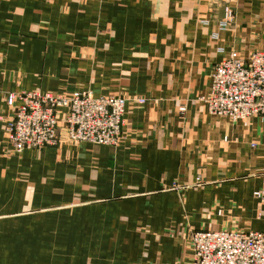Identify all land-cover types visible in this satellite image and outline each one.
<instances>
[{
	"label": "crops",
	"instance_id": "crops-1",
	"mask_svg": "<svg viewBox=\"0 0 264 264\" xmlns=\"http://www.w3.org/2000/svg\"><path fill=\"white\" fill-rule=\"evenodd\" d=\"M226 6L234 19L219 31ZM234 50H264V0H0V176L39 159L52 193L85 196L42 209L61 222L29 240L61 248L24 249L18 264H192L193 231L264 232V119L233 121L202 99ZM33 89L129 98L119 146L13 154L7 98Z\"/></svg>",
	"mask_w": 264,
	"mask_h": 264
},
{
	"label": "built area",
	"instance_id": "built-area-1",
	"mask_svg": "<svg viewBox=\"0 0 264 264\" xmlns=\"http://www.w3.org/2000/svg\"><path fill=\"white\" fill-rule=\"evenodd\" d=\"M232 19L233 12L226 6L218 30H227ZM213 38H219V34L214 33ZM202 99L211 113L233 121L264 119V50L247 55L230 51L215 65L209 92ZM129 100L123 95L95 96L89 91L33 89L10 94L7 103L13 116L6 125L7 146L18 153L56 146L62 141L117 147L124 136ZM197 181L201 182L200 178ZM255 194L264 200V190ZM189 247L192 264H264L262 231L196 230L189 236Z\"/></svg>",
	"mask_w": 264,
	"mask_h": 264
},
{
	"label": "rangeland",
	"instance_id": "rangeland-1",
	"mask_svg": "<svg viewBox=\"0 0 264 264\" xmlns=\"http://www.w3.org/2000/svg\"><path fill=\"white\" fill-rule=\"evenodd\" d=\"M230 9L232 10V8ZM62 142L52 147H57ZM69 143L77 144L80 142ZM44 149L28 150L39 152ZM13 154L19 155L18 152ZM38 160L39 159L32 160L35 164V168L24 169L18 177L4 178L0 176V254L9 253L12 255L10 257H0L1 264H18L19 259L22 257L17 255L20 254L22 250L29 248L33 249L35 246L40 248H61V241H54L53 245L47 241L29 240L30 236L45 232V230L49 228V222H61L59 215H52L51 212L45 214V211L42 209L55 206L74 208L79 206L77 205L78 203H83L82 201L85 196L77 193L78 186L74 187L57 184L63 186V188H55L58 192L52 193L51 188L48 187V185H51V182L48 178H45L44 169L40 168V165L42 167L43 164L39 163ZM23 161L24 160L21 162L22 165H24ZM62 189H65V191L63 192ZM24 210L25 212L35 211L34 213L37 214V216L33 219L14 218L17 213ZM86 260L87 258L74 257L72 262H83Z\"/></svg>",
	"mask_w": 264,
	"mask_h": 264
}]
</instances>
